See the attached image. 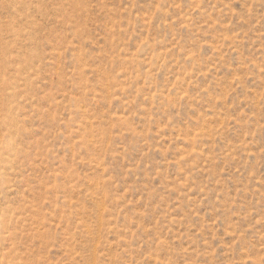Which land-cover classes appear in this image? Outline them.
Returning <instances> with one entry per match:
<instances>
[{"label": "rangeland", "instance_id": "1", "mask_svg": "<svg viewBox=\"0 0 264 264\" xmlns=\"http://www.w3.org/2000/svg\"><path fill=\"white\" fill-rule=\"evenodd\" d=\"M0 264H264V0H0Z\"/></svg>", "mask_w": 264, "mask_h": 264}]
</instances>
